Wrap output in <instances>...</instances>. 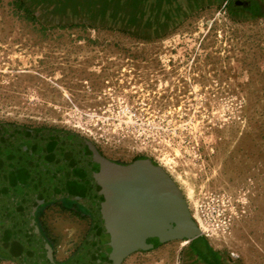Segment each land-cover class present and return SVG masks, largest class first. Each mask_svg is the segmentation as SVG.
Instances as JSON below:
<instances>
[{
  "label": "rangeland",
  "instance_id": "obj_1",
  "mask_svg": "<svg viewBox=\"0 0 264 264\" xmlns=\"http://www.w3.org/2000/svg\"><path fill=\"white\" fill-rule=\"evenodd\" d=\"M74 1L0 0V123L66 130L114 161L167 170L203 233L123 264H202L201 238L221 264H264V18L236 0H173L177 16L135 6L113 20ZM35 207L67 260L90 210L63 198ZM5 239L0 264H23Z\"/></svg>",
  "mask_w": 264,
  "mask_h": 264
},
{
  "label": "water",
  "instance_id": "obj_2",
  "mask_svg": "<svg viewBox=\"0 0 264 264\" xmlns=\"http://www.w3.org/2000/svg\"><path fill=\"white\" fill-rule=\"evenodd\" d=\"M237 5L264 18V11L254 9H263L264 1L231 4ZM0 174L25 186L37 201L69 196L90 208L92 231L67 264H122L133 253L154 248L148 236L168 242L203 233L180 187L160 164L148 157L114 161L66 130L0 123ZM16 235L37 264H53L42 255L51 246L33 214ZM33 244L41 247L39 255Z\"/></svg>",
  "mask_w": 264,
  "mask_h": 264
},
{
  "label": "flooded vegetation",
  "instance_id": "obj_3",
  "mask_svg": "<svg viewBox=\"0 0 264 264\" xmlns=\"http://www.w3.org/2000/svg\"><path fill=\"white\" fill-rule=\"evenodd\" d=\"M26 193H29V195H26ZM31 196L32 195L30 194V192L27 191L25 186L16 184L14 182L11 183L3 175L0 174V235L2 237L7 238L8 240L7 241L5 239L7 241L6 242V244L8 245L7 247L9 250H12V252L9 251L8 253L20 255L21 257L19 258L18 261L22 262L23 264H37V263L35 260H33L30 257L29 253L26 250H24V248L22 247L23 245L20 239L18 238V236L16 235V229L26 226V223L28 222L32 214L35 220L37 221L38 226L41 228L37 220L35 206L48 202L43 200L37 201L38 198L35 200ZM61 198L71 200L75 203H79L86 206L83 202H81L76 198H72L69 196H64ZM88 209L90 210V208ZM91 215L93 216V221H92V226H93L94 214L91 212ZM174 225H176V223H174ZM92 226L88 234L86 235L85 239L92 231ZM41 232L44 238L49 242L51 246V248H49V251L46 250L45 254L42 253V255L46 259L49 257L50 262L53 264H67L75 256V254L78 252V250L85 241L84 239L82 244L75 250V252L67 260H63L58 255V251L57 248L55 247V243L46 236L42 228H41ZM196 238L197 237H195L194 239ZM199 241L201 242L198 243L197 241L194 244L195 246L193 248L191 247L192 252L197 256L198 260L202 264H221L219 261L220 254L215 253L210 248V246L208 245V243L204 238H201ZM146 242L153 243L155 247L161 241L159 237L148 236ZM32 247L35 250L36 254L39 255L42 252V249L38 244H33Z\"/></svg>",
  "mask_w": 264,
  "mask_h": 264
},
{
  "label": "crops",
  "instance_id": "obj_4",
  "mask_svg": "<svg viewBox=\"0 0 264 264\" xmlns=\"http://www.w3.org/2000/svg\"><path fill=\"white\" fill-rule=\"evenodd\" d=\"M169 1L173 2V0H75L71 3V6H101V8L102 6H105L106 9H104V11H102L101 13H105L108 19L113 18V20H117V17H119L120 14L121 18L122 15L123 18H126L124 15L125 13H130L131 11L132 13L135 12V8L132 7L142 6V9H145L146 6H151V9L157 8L154 11L150 10L149 14L151 17L152 14H154V16L158 19H167L173 14L177 16V13H174L175 10H170V8L168 7L170 6L168 4ZM174 2L172 6H175ZM178 3H182L183 5V0H179Z\"/></svg>",
  "mask_w": 264,
  "mask_h": 264
},
{
  "label": "bare ground",
  "instance_id": "obj_5",
  "mask_svg": "<svg viewBox=\"0 0 264 264\" xmlns=\"http://www.w3.org/2000/svg\"><path fill=\"white\" fill-rule=\"evenodd\" d=\"M243 9H245V11H248V10H247V9H248L247 7H244ZM254 9L257 10L256 12H261V11L263 12V11H264V8L261 9L260 6H258V8H254ZM166 171H167V170H166ZM171 177H172V176H171ZM193 217H194V216H193ZM211 237H212V236H211ZM178 240H184V239H178Z\"/></svg>",
  "mask_w": 264,
  "mask_h": 264
},
{
  "label": "trees",
  "instance_id": "obj_6",
  "mask_svg": "<svg viewBox=\"0 0 264 264\" xmlns=\"http://www.w3.org/2000/svg\"><path fill=\"white\" fill-rule=\"evenodd\" d=\"M208 245L210 246V248L217 254H219L216 250H214V248L208 243ZM197 257V256H196Z\"/></svg>",
  "mask_w": 264,
  "mask_h": 264
}]
</instances>
